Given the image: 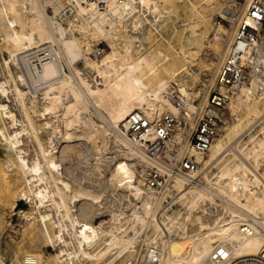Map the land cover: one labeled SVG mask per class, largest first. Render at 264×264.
<instances>
[{
	"label": "bare ground",
	"instance_id": "obj_1",
	"mask_svg": "<svg viewBox=\"0 0 264 264\" xmlns=\"http://www.w3.org/2000/svg\"><path fill=\"white\" fill-rule=\"evenodd\" d=\"M231 2L0 0V183L23 242L1 264H264V22ZM206 114L225 126L201 153Z\"/></svg>",
	"mask_w": 264,
	"mask_h": 264
},
{
	"label": "built area",
	"instance_id": "obj_2",
	"mask_svg": "<svg viewBox=\"0 0 264 264\" xmlns=\"http://www.w3.org/2000/svg\"><path fill=\"white\" fill-rule=\"evenodd\" d=\"M249 12L256 21L264 22V0H255L254 5L250 8ZM226 101V97L218 91H214L210 97L211 106L219 110L225 109L224 103H226ZM222 115L218 116L215 114H206L200 120L193 137V145L198 149L199 152H207L210 148L211 143L223 132L225 121L223 120ZM165 120L168 119L166 118ZM132 121L134 122V126L127 134V137L132 138L141 135L142 132L147 130L146 127L148 125L144 121H142V118H140L139 121L132 118ZM156 126L159 127L160 131L162 132V123L159 122ZM172 155L173 156L170 160V166H168L169 172L174 176H180L188 179L187 181L189 183L193 182L194 180L188 177V173L196 170L199 166L198 163L188 157L183 158L179 162L177 154L174 153ZM158 178L161 179L162 177L158 176V174L155 172L150 175V180ZM152 185L154 186V183H152Z\"/></svg>",
	"mask_w": 264,
	"mask_h": 264
},
{
	"label": "rangeland",
	"instance_id": "obj_3",
	"mask_svg": "<svg viewBox=\"0 0 264 264\" xmlns=\"http://www.w3.org/2000/svg\"><path fill=\"white\" fill-rule=\"evenodd\" d=\"M245 1L246 0H234L235 3L231 2V3H233V5L230 3L231 7L227 8L229 13H231V15L236 13V14L233 15V17L234 16L237 17L240 14V12H241L240 10H241L242 6H244L246 4ZM237 7H238V9H237ZM235 10H237V11L233 12ZM214 22L215 23H220V22H222V19L219 16H216ZM104 44H101V46H100L102 50L107 49L106 46H104ZM203 57H205V56H203ZM204 73L206 74L208 72L206 70L203 71V73L201 74L202 80L206 79V76H207ZM2 150L3 149L0 147V168L1 169H2L3 164L5 162V159H6L5 158V154H4L5 152L2 151ZM9 179H10V181L12 183V186L14 188H18L19 187L20 183L18 182V175H17L16 172H10ZM1 186L2 185L0 183V244L4 245L3 247L7 250V257L9 259H13L14 258V254H13V252L11 253V251H12L11 249L15 248L16 243L19 244V245L22 243L20 246L23 245V242H22V239H21L22 238L21 237V234H22L21 233L22 232L21 229L22 228H21V226L19 224L20 222H19L18 216L14 215L16 211L13 212V207H12L11 203L10 202L7 203V201H5V199L3 198V196H2L3 192H1L3 187H1ZM18 230H19V232H18Z\"/></svg>",
	"mask_w": 264,
	"mask_h": 264
},
{
	"label": "water",
	"instance_id": "obj_4",
	"mask_svg": "<svg viewBox=\"0 0 264 264\" xmlns=\"http://www.w3.org/2000/svg\"><path fill=\"white\" fill-rule=\"evenodd\" d=\"M26 205L24 204V207H25Z\"/></svg>",
	"mask_w": 264,
	"mask_h": 264
}]
</instances>
